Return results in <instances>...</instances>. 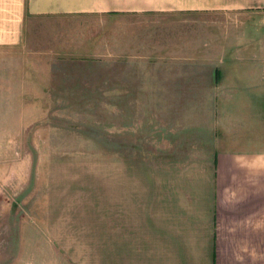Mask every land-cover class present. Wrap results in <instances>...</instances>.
I'll list each match as a JSON object with an SVG mask.
<instances>
[{"label": "rangeland", "instance_id": "obj_1", "mask_svg": "<svg viewBox=\"0 0 264 264\" xmlns=\"http://www.w3.org/2000/svg\"><path fill=\"white\" fill-rule=\"evenodd\" d=\"M212 5L32 19L0 49V264H134L145 179L174 144L157 123L228 114L211 84L231 53L264 96V11Z\"/></svg>", "mask_w": 264, "mask_h": 264}, {"label": "crops", "instance_id": "obj_2", "mask_svg": "<svg viewBox=\"0 0 264 264\" xmlns=\"http://www.w3.org/2000/svg\"><path fill=\"white\" fill-rule=\"evenodd\" d=\"M212 4L264 11V0H0V49L24 45L32 19ZM241 53L226 55L224 68L212 71L215 104H231L228 114L204 131L174 116L167 125L157 123L174 144L159 151L149 182H143L149 204L136 214L134 264H264V96L257 99L248 75L252 66L238 61ZM249 121L257 128L244 139L239 133ZM192 134L202 138L188 145Z\"/></svg>", "mask_w": 264, "mask_h": 264}]
</instances>
